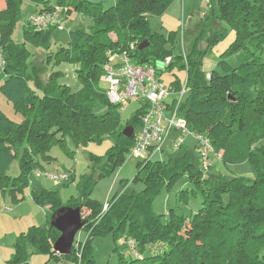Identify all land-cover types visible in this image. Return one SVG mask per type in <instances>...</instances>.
<instances>
[{"label":"trees","instance_id":"1","mask_svg":"<svg viewBox=\"0 0 264 264\" xmlns=\"http://www.w3.org/2000/svg\"><path fill=\"white\" fill-rule=\"evenodd\" d=\"M22 1L4 0L0 9V52L5 60L0 68V93L22 115L15 121L0 109L1 192L12 201H21L29 176L44 170L39 156L49 160L50 145L59 142L64 147L65 136L77 146L105 137L113 143L103 157H97L89 173L80 175L76 195L65 204L56 191L31 190L33 201L48 208L46 220L16 236L8 264H24L33 253L56 255L52 247L60 232L50 225L49 217L60 207L79 208L84 220L80 229L87 238L111 233L115 264H264L260 253L264 243V0H205L217 5V13L212 9L200 16L192 43L177 54L172 46L174 32L165 36L149 24V17L162 14L173 0H114L108 7L90 0H55L53 4L31 0L37 5L35 13L61 8L66 15L77 12L92 21L88 30L70 29L69 46L61 47L54 57L55 64H77L81 87L76 91L60 82L61 70L52 69L41 86L38 73L28 72V51L10 39L21 18ZM54 24L34 31L27 18L24 32L26 37L45 42ZM230 30L233 40L205 71L207 52ZM141 43L146 45L140 48ZM109 51H127L136 63L163 62L169 56L166 70L174 66L185 69L183 87L178 78L171 82L187 92L178 115L191 125L192 133L208 136L213 153L206 167L198 150L195 163L183 144L166 160L138 161L133 180L142 183L141 190L126 192L122 188L104 209L91 192L99 177L111 175L124 160L134 134L125 137L122 130L140 126L144 112L141 106L129 121L122 122V105L109 100L107 88L101 86ZM16 157L19 173L11 177L7 170ZM215 157L225 165L250 161L257 175L254 179L236 175L212 179L208 171ZM72 177L73 173L63 181ZM179 177L193 184L191 191L201 193V205L189 214L170 209L164 220L153 211V199ZM188 191L187 187L180 189L178 196ZM116 238H122L121 250ZM87 240L75 239L66 259L95 264ZM156 243L165 248L146 254ZM126 249L132 257H125Z\"/></svg>","mask_w":264,"mask_h":264},{"label":"rangeland","instance_id":"2","mask_svg":"<svg viewBox=\"0 0 264 264\" xmlns=\"http://www.w3.org/2000/svg\"><path fill=\"white\" fill-rule=\"evenodd\" d=\"M50 3H54L55 0H48ZM93 2H101L104 7L111 6L114 0H90ZM253 1V0H251ZM21 18L17 20L10 32V39L15 43L24 45L28 51L26 57V65L28 72L33 74L35 71L38 73L39 81L38 86H41L47 79L49 72L52 69H58L65 72V83L69 86V89L76 91L81 87V83L73 73L72 70L64 69V65L55 64L54 57L56 52L61 48H66L69 42V30L70 29H83L85 23H74L77 12H73L72 15L62 17L56 15V21L51 28L49 38L43 42L40 40H34L31 37H26L24 32V25L27 18L34 14L37 5L31 0H23L20 5ZM214 11L217 13V5L207 4L205 0H173L166 10L156 16L149 17V24L153 31L163 33L165 36L173 31V52L174 54L182 52V46L188 47L194 39V26L198 22L200 16L205 12ZM57 13V12H56ZM63 14V13H62ZM57 24V25H56ZM34 31L33 27H31ZM1 37V31H0ZM234 32L230 30L225 39L218 42L214 47L209 50L205 56L204 70L209 69L210 64L218 58L220 52H222L228 44L233 40ZM203 46V43L200 44ZM261 57L264 60V50L261 53ZM69 66V64H67ZM156 68L161 70L160 78L165 84H170L178 78L179 84L183 87L186 82V70L179 69L174 66L169 69H165L162 62L157 61L155 63ZM1 70V69H0ZM66 75V76H65ZM30 85L38 86L30 80ZM101 86L107 88L104 81H101ZM187 92L182 96V101L185 100ZM144 101L132 100L122 104L119 108V115L122 122L129 121L135 112L141 108ZM0 109L5 115L15 121H19L22 115L17 112L14 105L7 101L0 93ZM188 129H191V125H188ZM140 130V126L134 127V132L137 134ZM57 134H60L57 132ZM65 146H61L59 142H53L47 151L50 155L49 160L43 159L39 156V160L44 167L41 172L34 171L28 180L27 186L24 188L23 203L20 206H16L14 203L3 202V193L0 189V264H8L9 253L13 250V245L16 236L19 234L23 225L24 231L29 227L26 225V221L29 220L39 223L38 219L41 216V207H34L30 199V192L32 189L37 191L53 190L58 192L61 202L65 204L67 200L76 195V184L80 175L83 173H89L94 163L97 161V157H103L108 149L111 147L113 140L105 137L101 141H89L86 144L79 146L75 145L70 136H65ZM181 141L183 146L195 160L196 154V140L194 134L191 131H183L180 128L171 129L162 143V149L153 156V159L166 160L176 149L177 144ZM105 161V160H103ZM140 161L137 155L127 152L122 163L115 167L112 174L109 176H101L98 178L91 192V197L95 198L102 205L107 204L111 197L122 188L129 191H139L143 187L140 181H134L133 177L136 171V164ZM212 165L209 168L208 173L211 174L212 179L217 178L219 175L223 176H242L247 179H254L257 175L255 166L250 161H244L234 165H225L218 158H213ZM105 163V162H104ZM67 171L73 173L72 180H54L50 178L47 173L57 172L61 173ZM7 173L14 177L19 173V161L16 157L10 164ZM97 172H95L96 176ZM97 177V176H96ZM124 182L123 184L121 182ZM189 190L185 196L179 197L178 191L186 188ZM193 187L191 182H186L183 177L177 178L171 186L168 188L164 186L161 191L154 197L152 202V209L155 213L161 214L162 219H166L167 212L173 209L177 213L189 214L198 210L201 205L202 195L199 191L193 192L190 189ZM27 196V197H26ZM12 202V201H11ZM25 225V226H24ZM18 233V234H17ZM87 233L83 230H78L75 235L76 240H81L90 245L92 255L95 260V264H115L116 256L113 253V237L111 233H107L104 236H94L87 238ZM116 243L120 250L122 249V238H116ZM165 248L163 243H156L151 245L146 254L161 252ZM260 253L264 254V243L261 246ZM126 258L132 257V252L124 250ZM28 264H77L73 260H68L64 255H53L50 257L46 253H33L29 256Z\"/></svg>","mask_w":264,"mask_h":264},{"label":"built area","instance_id":"3","mask_svg":"<svg viewBox=\"0 0 264 264\" xmlns=\"http://www.w3.org/2000/svg\"><path fill=\"white\" fill-rule=\"evenodd\" d=\"M57 9L53 11L36 12L28 18L29 24L35 30H44L56 21ZM109 60L101 80L107 85V96L110 101L124 104L128 101H144V112L141 118L140 130L134 132V142L129 152L140 160L152 159L162 149V143L171 129L180 128L190 131L183 117L178 115L184 88L176 89L174 84H165L161 78V70L155 63H136L127 51H109ZM171 62L169 56L163 60V65ZM5 60L0 52V68ZM198 150L199 160L206 167L213 147L207 135L193 133ZM181 141L177 144L178 147ZM40 172V171H39ZM47 175L54 180H67L68 172H49ZM104 209L107 208L105 204Z\"/></svg>","mask_w":264,"mask_h":264},{"label":"water","instance_id":"4","mask_svg":"<svg viewBox=\"0 0 264 264\" xmlns=\"http://www.w3.org/2000/svg\"><path fill=\"white\" fill-rule=\"evenodd\" d=\"M145 45L141 43L139 47L142 48ZM122 133L125 137H132L134 128L126 126ZM83 222L79 208L60 207L56 209L49 218L50 225L60 232L53 243V250L58 254L68 255L73 246L75 235L82 227Z\"/></svg>","mask_w":264,"mask_h":264},{"label":"crops","instance_id":"5","mask_svg":"<svg viewBox=\"0 0 264 264\" xmlns=\"http://www.w3.org/2000/svg\"><path fill=\"white\" fill-rule=\"evenodd\" d=\"M4 7V0H0V9H2ZM57 15L59 16V14L62 16V17H67V16H69V15H72L73 14V12L72 13H70V14H68V15H66V13L64 12H62V9L61 8H58L57 9ZM63 13V14H62ZM80 21L81 22H84L85 23V27L83 28V29H86V30H88V27L91 25V23H92V21L88 18V17H86V16H84V15H82V14H80V13H77V15H76V19H75V21H74V23H80ZM67 64H69V66L67 65ZM61 65H64V69H68V71L69 70H72L73 71V73H75V69L77 68V64H75V63H68V62H61ZM63 72V71H62ZM63 74H65V72L63 73ZM66 76V75H65ZM60 80V82L61 83H65V77H63V75H62V77L59 79ZM66 84V83H65ZM197 150V149H196ZM196 154H197V152H196ZM196 154H195V157H196ZM41 172V171H40ZM63 172H67V171H63ZM39 173V172H38ZM70 174H71V172H70ZM30 195V194H29ZM27 197V196H26ZM30 197V199H32L31 198V195L29 196ZM3 202H5V203H7V202H9V203H14V201H12V199H11V197L8 195V194H4L3 195ZM25 199V198H24ZM12 201V202H11ZM23 203V201L21 200V201H17L16 202V206L18 205V206H20L21 204ZM33 203V205H35L34 207H38V206H40V205H38V204H36L35 202H32ZM41 207V216L39 217V223H36L35 221H31V223H29V220H31V219H28V221H26V225H28L29 224V227L30 226H32V225H44V223H45V220H46V216H47V213H48V208L47 207H42V206H40ZM50 218V217H49ZM25 226V225H24ZM28 227V228H29ZM23 228H25V227H23V225H22V227H21V230L19 231V233L20 232H23L24 231V229ZM18 234V233H17ZM12 252H13V250L9 253V256H11V254H12ZM29 260V259H28ZM24 264H28V261L26 262V263H24Z\"/></svg>","mask_w":264,"mask_h":264}]
</instances>
